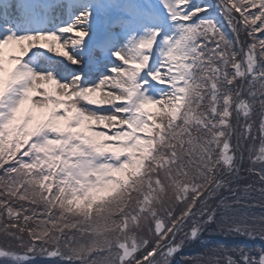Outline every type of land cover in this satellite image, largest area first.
Instances as JSON below:
<instances>
[{
  "label": "snow or ice",
  "instance_id": "snow-or-ice-1",
  "mask_svg": "<svg viewBox=\"0 0 264 264\" xmlns=\"http://www.w3.org/2000/svg\"><path fill=\"white\" fill-rule=\"evenodd\" d=\"M256 191L264 0H0V264H264Z\"/></svg>",
  "mask_w": 264,
  "mask_h": 264
},
{
  "label": "trees",
  "instance_id": "trees-1",
  "mask_svg": "<svg viewBox=\"0 0 264 264\" xmlns=\"http://www.w3.org/2000/svg\"><path fill=\"white\" fill-rule=\"evenodd\" d=\"M213 3H216V0H212ZM244 175H247L246 173ZM246 180V181H245ZM243 180L242 182H239V187L241 189V194H243V188L245 186V184L247 183H250L247 179ZM257 186L256 189H259L260 188V185L258 183H256ZM234 187L236 185H233ZM223 195L224 196H229L230 197V193L226 190L223 192ZM252 195L255 197V199L252 201V203L256 204L257 206L254 207L252 209V211H254L255 213L257 214H260L261 212H264V208H261L259 207V203H260V194H259V191H256L254 193H252ZM216 232H213V231H210L209 232H206L203 236V240L204 241H213L209 236H207L208 234L209 235H212ZM236 241L240 240L239 242H236V243H244V244H247L248 246H250L251 244V247H253L256 251L253 252V255H256L258 256L259 254V248L261 247V242L257 240L255 241H249L247 240V238H243V237H240V238H236L235 239ZM229 241H232L228 240ZM263 245H264V240H263ZM214 245H209V247H212ZM205 252V249L203 247V245L201 243H192L188 246L185 247L184 251L182 252L181 256H182V259L183 261L185 262V264H200V257L204 254ZM37 264H49V261L47 258H40V259H37Z\"/></svg>",
  "mask_w": 264,
  "mask_h": 264
},
{
  "label": "rangeland",
  "instance_id": "rangeland-1",
  "mask_svg": "<svg viewBox=\"0 0 264 264\" xmlns=\"http://www.w3.org/2000/svg\"><path fill=\"white\" fill-rule=\"evenodd\" d=\"M258 146H259V142H257V147H258ZM250 178H251V177H248V175H244V174H243V175L241 176L240 181H241V180H245V179H247L250 183H253V181H251ZM255 186H257V184H255ZM226 192H227V191H226ZM258 241L261 242V245H260L261 247H260V248H264L263 240H259V239H258ZM251 244H252V243H251ZM251 244H250V247H251ZM252 248H253V247H252ZM260 248H259V249H260ZM40 258H43V257H37V259H40ZM44 258H45V257H44ZM176 259H177L178 261H180V264H185V262L183 261L181 255H180V256H177Z\"/></svg>",
  "mask_w": 264,
  "mask_h": 264
}]
</instances>
